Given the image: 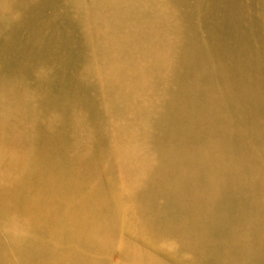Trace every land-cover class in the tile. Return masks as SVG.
Listing matches in <instances>:
<instances>
[{
  "label": "bare ground",
  "instance_id": "1",
  "mask_svg": "<svg viewBox=\"0 0 264 264\" xmlns=\"http://www.w3.org/2000/svg\"><path fill=\"white\" fill-rule=\"evenodd\" d=\"M0 264H264V0H0Z\"/></svg>",
  "mask_w": 264,
  "mask_h": 264
},
{
  "label": "rangeland",
  "instance_id": "2",
  "mask_svg": "<svg viewBox=\"0 0 264 264\" xmlns=\"http://www.w3.org/2000/svg\"><path fill=\"white\" fill-rule=\"evenodd\" d=\"M110 196H111V195H109V198H110ZM111 197L113 198V196H111ZM112 198H110L109 200H110V204L113 203L112 206H114V199L112 200ZM110 206H111V205H110ZM112 211L114 212V211H116V210L113 209V208L111 207V212H112ZM113 212H112V214H113V217H114V215H116V212H114V213H113ZM114 219H116V216L114 217ZM116 222H118L117 219H116ZM116 227L119 229L120 232L122 231V230H120V225H119V223H116ZM123 233H124V232H123ZM124 235H125V234H124ZM125 236L127 237V239H130V240H133V241L135 240L136 242L134 241V243L143 246V243H142L140 240H138V239H136V238H133V237H131V236H128V235H125ZM139 242H140V243H139ZM146 249H147V248H146ZM162 258H164V259H165L166 261H168V262H169V261H172L171 259L167 260L169 257H168V258L162 257Z\"/></svg>",
  "mask_w": 264,
  "mask_h": 264
}]
</instances>
